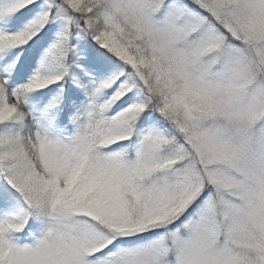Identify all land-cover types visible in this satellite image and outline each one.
I'll list each match as a JSON object with an SVG mask.
<instances>
[{
    "label": "snow or ice",
    "instance_id": "obj_1",
    "mask_svg": "<svg viewBox=\"0 0 264 264\" xmlns=\"http://www.w3.org/2000/svg\"><path fill=\"white\" fill-rule=\"evenodd\" d=\"M0 264H264V0H0Z\"/></svg>",
    "mask_w": 264,
    "mask_h": 264
}]
</instances>
